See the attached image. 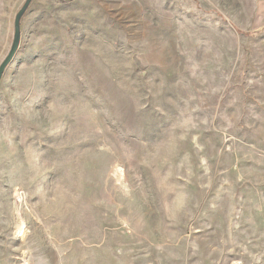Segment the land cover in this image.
<instances>
[{"label":"rangeland","instance_id":"rangeland-1","mask_svg":"<svg viewBox=\"0 0 264 264\" xmlns=\"http://www.w3.org/2000/svg\"><path fill=\"white\" fill-rule=\"evenodd\" d=\"M25 1L0 0V64ZM0 264H264V0H32Z\"/></svg>","mask_w":264,"mask_h":264},{"label":"water","instance_id":"water-1","mask_svg":"<svg viewBox=\"0 0 264 264\" xmlns=\"http://www.w3.org/2000/svg\"><path fill=\"white\" fill-rule=\"evenodd\" d=\"M32 0H26L21 7V9L18 11V13L15 15L14 22H13V38L11 42L10 49L4 58V60L0 64V80L4 74L5 69L8 67V65L12 62L18 47H19V39H20V19L24 12L26 11L27 7L31 3Z\"/></svg>","mask_w":264,"mask_h":264}]
</instances>
